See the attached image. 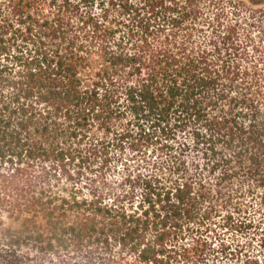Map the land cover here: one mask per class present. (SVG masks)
<instances>
[{
    "label": "trees",
    "instance_id": "trees-1",
    "mask_svg": "<svg viewBox=\"0 0 264 264\" xmlns=\"http://www.w3.org/2000/svg\"><path fill=\"white\" fill-rule=\"evenodd\" d=\"M0 264H264V7L0 0Z\"/></svg>",
    "mask_w": 264,
    "mask_h": 264
},
{
    "label": "rangeland",
    "instance_id": "rangeland-1",
    "mask_svg": "<svg viewBox=\"0 0 264 264\" xmlns=\"http://www.w3.org/2000/svg\"><path fill=\"white\" fill-rule=\"evenodd\" d=\"M249 3H253V5L257 7H264V0H245Z\"/></svg>",
    "mask_w": 264,
    "mask_h": 264
}]
</instances>
